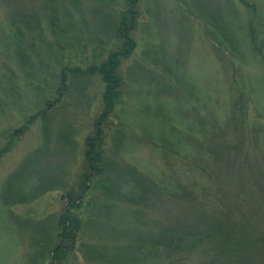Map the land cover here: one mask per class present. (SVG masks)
<instances>
[{"label":"rangeland","instance_id":"374dc122","mask_svg":"<svg viewBox=\"0 0 264 264\" xmlns=\"http://www.w3.org/2000/svg\"><path fill=\"white\" fill-rule=\"evenodd\" d=\"M138 8L137 48L120 62L122 96L105 128L103 160L115 164L73 210L80 231L64 243L58 227L104 107L103 79L87 72L121 46L124 0H0V151L15 139L0 160V264H213L206 243L181 253L155 246L153 235L168 231L161 221L203 223L171 197L180 187L202 220L231 233L230 264L243 255L264 264V61L250 38L264 45V0H140ZM65 67L85 74L62 85ZM30 160L27 199L7 204L12 177ZM130 176L146 179L154 202L130 203L138 190ZM187 226L182 233L197 228Z\"/></svg>","mask_w":264,"mask_h":264},{"label":"trees","instance_id":"16d2710c","mask_svg":"<svg viewBox=\"0 0 264 264\" xmlns=\"http://www.w3.org/2000/svg\"><path fill=\"white\" fill-rule=\"evenodd\" d=\"M6 3H8V0H4ZM140 0H124V10L122 12L121 19L119 21V24L117 25V37L120 39L122 42L121 46L117 50V52L112 53L108 60L100 65L99 67H95L87 72V75H98L103 79V82L105 84L106 90H105V95L103 99V111L100 117L97 119V121L94 124V129H95V134L93 137H90L86 141V147L87 151L85 154V164L83 168V173L81 175V178L79 180V184L76 187V190L72 191L70 193V203L67 208L66 216L62 219V221L59 224V231L61 234H59L60 242L64 243L66 241L72 243V240H75L76 233L80 231L81 227V222L76 219V217H73V210L78 208V205L80 206V202L83 200V198L89 194L91 187L94 185L95 180L100 176H104L105 174V167L107 166L109 170L108 172L110 173L111 166L114 165L115 163H109L103 160V153H104V146H105V140H106V135H105V128L108 126L109 119L111 115L114 112L115 109V104L117 100L122 96V85H123V80L120 78V75L118 73V69L120 67V62L122 60H127L133 52L137 48V44L135 40L132 38V34L135 31L136 27V21L139 15L138 12V7H139ZM112 6L115 2L110 3ZM116 7V6H115ZM24 20H29L27 19L26 16L22 17L15 23H20L23 22ZM28 25H31V21L28 23ZM255 32L251 31L250 32V38L252 43H253V48H255V52L258 53V56L263 58L264 61V45H260L258 42V38L254 34ZM21 34V32H20ZM17 37V36H16ZM12 45L15 48V51L18 55V58L21 63L23 61H26V58L23 55L22 51V46L21 43L19 42V39L16 40V43L13 42ZM84 72H81V70H71L69 68H63L61 70V81L62 85H66L68 77L71 75L72 78H76L79 76L84 75ZM46 116V114H44ZM15 139H12L11 142L2 150L0 151V160L5 158L11 151L13 147V142ZM238 146V144H237ZM242 148V147H241ZM241 148L239 149L240 151ZM238 154V153H237ZM33 161H29L26 166H24L20 172V176H13L8 187V191L5 195V201H7V204H11V200H13L16 205L18 202H24L27 197L24 196V188L25 185L23 184V179L21 178L24 174L27 177L31 173H34V170L31 171ZM134 170V169H133ZM133 170H131V173L133 174ZM135 171V170H134ZM135 173V172H134ZM137 175V173H135ZM209 176V172L208 175ZM144 178V177H143ZM130 180L134 184V188L138 189L137 192H133L130 195V203L132 204L133 201H136L137 205H146L149 204L148 202H154L156 199V193L154 194L153 190L150 189V187L147 184L146 179H142V181H138L136 179H132L130 176ZM99 183V182H98ZM19 188L22 190L19 193ZM52 190V188H44L43 193H48V191ZM167 189V188H166ZM17 191L19 194L14 192V195L12 191ZM177 194H174L171 196L173 199L178 198L181 200V203L183 205L179 206V209H184L186 210L189 215L194 213V218L195 215H197V218H199L198 221L203 222L198 223L196 220H193L192 217H184L182 221L180 222V225L177 224L179 227H176L177 225H173V223H165L163 225L162 221L159 225H161V228L168 229V231H165L164 229L162 232L157 233L156 235H153V240L156 241L155 246L161 247H168V248H175L176 253L178 252H183V249L185 245L187 244V248H195V246H198L199 243H206L210 245L212 251L214 252V257H212V263L214 264L216 260L221 259L226 262V264H230V253L232 251L231 247L228 245V242H225V239H230L231 233L224 234L221 228V224H210L207 222L205 219H203L202 214L198 208L194 206V204L189 201V198L191 199L194 198L192 191L191 190H183V195L181 194L182 192V187L177 188ZM168 192V191H167ZM78 193V194H77ZM17 196L18 198H12L13 196ZM169 195V194H168ZM124 197V195H123ZM122 195H120V198L122 200ZM153 200V201H152ZM184 215H186L184 213ZM188 216V215H186ZM202 217V218H201ZM191 220L192 223L190 224L188 222ZM191 227H197L196 229H193L195 231H190L182 233L181 230L188 228L190 229L189 226ZM177 228V229H175ZM183 228V229H182ZM199 228H202L203 230H199ZM199 232V233H197ZM233 235V234H232ZM191 239V240H189ZM223 239V240H222ZM194 241V242H193ZM67 242V243H68ZM264 244V242H262ZM225 245V253H222V245ZM60 245V243L58 244ZM139 246H142L139 244ZM58 246L53 250V252L48 255H50V258L52 259L55 254H57L56 250ZM219 249V250H218ZM258 250H260L259 247H257ZM59 252V251H58ZM220 255V258H219ZM54 260V258H53ZM252 259L248 255H243L240 264H250Z\"/></svg>","mask_w":264,"mask_h":264}]
</instances>
